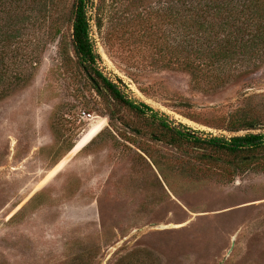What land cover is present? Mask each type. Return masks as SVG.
<instances>
[{
	"label": "rangeland",
	"instance_id": "1",
	"mask_svg": "<svg viewBox=\"0 0 264 264\" xmlns=\"http://www.w3.org/2000/svg\"><path fill=\"white\" fill-rule=\"evenodd\" d=\"M16 1L0 0V30L18 7L30 13V0ZM38 1L20 39L40 64L0 102V264H264V163L208 164L155 141L142 119L62 63L61 9L46 19ZM97 5L89 17L100 71L157 122L205 139L233 133L217 127L246 108L261 126L237 134H264V67L211 94L183 73L138 74L110 24L99 30ZM135 5L121 4L118 16Z\"/></svg>",
	"mask_w": 264,
	"mask_h": 264
},
{
	"label": "trees",
	"instance_id": "2",
	"mask_svg": "<svg viewBox=\"0 0 264 264\" xmlns=\"http://www.w3.org/2000/svg\"><path fill=\"white\" fill-rule=\"evenodd\" d=\"M20 2L17 0V5ZM38 3L41 1L30 0V13L17 6L19 13L9 16L6 30H0V102L26 87L40 64L37 55L21 53L25 48L20 39V25L34 24ZM65 3L66 0H44L42 9L46 19L54 6L57 11L61 9L56 28L64 36L60 44L62 63L74 65L92 90L107 94L142 119L151 128L155 141L186 153L190 149L197 154V160L208 164L226 163L240 170L264 163V134L204 139L184 128L157 122V113L151 107L127 97L100 71L91 38V0H75L69 11L63 10ZM124 3L138 6H134L133 13L118 16ZM96 13L99 30L105 21L110 24L128 68L138 74L145 70L183 73L190 77L193 90L211 94L264 67V0H98ZM67 34L69 41L65 39ZM25 44L30 48V42ZM150 113L153 119L148 116ZM223 123L217 128L238 133L255 129L262 121L245 108L229 115ZM126 128L139 135L143 133L128 124ZM145 155L163 175L160 165L149 154Z\"/></svg>",
	"mask_w": 264,
	"mask_h": 264
},
{
	"label": "water",
	"instance_id": "3",
	"mask_svg": "<svg viewBox=\"0 0 264 264\" xmlns=\"http://www.w3.org/2000/svg\"><path fill=\"white\" fill-rule=\"evenodd\" d=\"M182 106H184V107H190L191 105L190 104L183 103ZM223 134L224 135H219V136L212 135L211 137H219V138L221 137V138L230 139L232 137L239 136L237 133H226V132H224ZM249 134H252V133H245L244 135H241V136H245V135H249Z\"/></svg>",
	"mask_w": 264,
	"mask_h": 264
},
{
	"label": "built area",
	"instance_id": "4",
	"mask_svg": "<svg viewBox=\"0 0 264 264\" xmlns=\"http://www.w3.org/2000/svg\"><path fill=\"white\" fill-rule=\"evenodd\" d=\"M83 115H84L85 117L89 118V119H93V118H92V115H90V114L83 113Z\"/></svg>",
	"mask_w": 264,
	"mask_h": 264
}]
</instances>
